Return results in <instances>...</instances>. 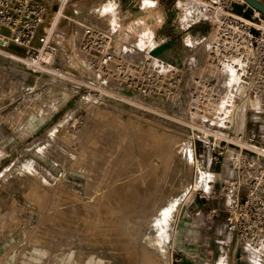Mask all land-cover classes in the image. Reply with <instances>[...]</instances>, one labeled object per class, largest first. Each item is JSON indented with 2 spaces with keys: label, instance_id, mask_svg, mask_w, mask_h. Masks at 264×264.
Instances as JSON below:
<instances>
[{
  "label": "rangeland",
  "instance_id": "1",
  "mask_svg": "<svg viewBox=\"0 0 264 264\" xmlns=\"http://www.w3.org/2000/svg\"><path fill=\"white\" fill-rule=\"evenodd\" d=\"M56 1L58 0H54ZM93 1L102 6L110 4L108 0H71L66 6V14L64 13L68 28L65 25L60 27V24L57 27L58 32L65 36L61 38L64 44L58 42V56L75 78H50L46 75L29 88V83L22 78L21 73H15L14 66L4 60L0 61V264H69L66 241V231L69 229L66 226L60 229L57 222H52L49 216H54L58 210L71 209L74 206L72 203L76 202V195L82 198V202L92 201L98 193L105 194L111 182L119 185L124 183L122 179L127 176L131 184H134L132 178L137 173L144 175L142 169L136 168L129 173L123 169L128 162L137 161L139 155L150 150L155 141H148L145 137L141 140L136 133L123 126H143L149 123L156 132L170 135L173 143L171 142L172 148L168 149L171 150L169 160L166 158V161H161L160 153L151 149L144 168L151 162L157 165L158 175L154 185L141 191L133 189L132 195L136 193L137 204L116 203L111 208L112 217L104 224L117 223L125 227L132 239L137 238L135 242L139 246L143 243L145 233L142 227L145 223L144 216L149 220L156 218L163 212L161 209L166 207L165 209H169L162 226L173 237L171 249H184L198 257L203 264H264V247L255 250L248 248L228 228V201L221 193L224 180L232 174L233 166L229 158L232 159L235 146L228 148L225 159L216 162L210 158V148L202 146V140L197 139L198 149L195 153L192 142L188 141V129H191V125H204L205 122L200 117L187 114L190 111L188 90L183 91L180 99L175 92V96L171 95L167 100L151 102L159 101L162 105L149 106L151 103L147 100L126 98L115 100L114 106L102 101V86L98 87L89 78L87 62L81 57L79 49L78 31L83 30L87 24L103 23L105 26H112L109 31H117L115 34L122 37L123 46L150 44L159 55L187 72L185 66L189 62L204 60L205 37L210 31L211 14L206 13L201 18L186 23L183 16L186 10L191 11L188 7L193 4L192 0H179L177 8L172 10L169 3L171 0H164L165 7L170 9L167 10L166 23L163 24L164 5L155 8L157 3L154 0H113V10L109 11L108 16L110 19H104L105 12L101 14L102 18L98 17L99 14L87 15L96 7ZM85 5L83 12L78 11V7ZM51 7L53 9L52 5ZM255 11L250 7L245 16L252 18ZM79 16L88 18L82 28L79 26ZM261 17L264 19L262 14ZM195 21L199 22L198 25L191 27ZM253 22L258 28L264 27V20L258 17ZM201 27L206 32L204 30L203 33H198L202 30ZM163 40L165 44L161 48ZM4 45L2 42L0 46ZM195 57L199 59L194 60ZM196 71L197 69L192 70L194 73ZM190 77L191 74L186 82ZM94 78L96 79L95 76ZM189 86L190 83H187V87ZM137 107L141 110L136 109ZM135 110L139 115L130 117ZM235 126L236 131L224 132L225 135L214 132H209V135L215 134L214 136L231 140L239 146V141L243 140L247 142L246 145H264L263 112L247 108V113L237 116ZM139 134L146 136L150 133ZM186 142L190 145L189 150L187 149V153L191 152L190 164L192 158L197 157L201 160V169L206 172V185L192 189L189 194L185 192L190 182L182 184L176 179L175 172L179 151L177 145ZM127 144L133 145V148L126 147ZM131 154L133 158H130ZM101 179L105 181L104 184ZM99 182L102 184L99 185ZM118 187L115 189L120 191L121 187ZM30 190H36L41 196L36 194L33 198ZM59 234L66 238L59 237ZM91 247L102 251L107 262L116 258L117 262L111 261V264H124L111 247L103 250L94 245ZM150 249L147 252L151 254L153 249ZM171 249H167L165 256L161 257L163 264H170L168 252Z\"/></svg>",
  "mask_w": 264,
  "mask_h": 264
},
{
  "label": "built area",
  "instance_id": "2",
  "mask_svg": "<svg viewBox=\"0 0 264 264\" xmlns=\"http://www.w3.org/2000/svg\"><path fill=\"white\" fill-rule=\"evenodd\" d=\"M70 1L58 0L53 3V9L65 7ZM192 2L203 4L211 17L204 60L189 62L185 66L187 72L159 55L150 44L123 46L122 37L115 34L117 31H107L93 24L84 26L79 49L87 56L89 78L98 87L102 86L103 96L116 100L124 96L151 103L156 97L162 100L174 97L175 92L180 99L187 89L190 99L187 114L205 122L194 126L205 129L204 133L225 135L224 132L236 131L235 120L247 113V108L264 114V28H258L253 22L257 17L264 19L262 13L256 11L252 18L246 17L249 5L239 0ZM237 5L243 6L241 13ZM46 14L47 6L42 1L0 0V24L13 27L14 38L27 49L29 61L43 69L51 66L59 70L65 63L56 61L59 43H54L53 38L65 36L55 28V33H47L41 39ZM39 38L41 44L37 47L35 42ZM161 43L163 48L165 40ZM193 69L197 71L194 73ZM225 71L231 73L229 79ZM214 135L194 136L195 153L197 139L202 140V146L210 148V158L216 162L225 159L228 148L235 146L233 157L229 158L232 174L224 180L221 193L228 201V228L241 244L259 249L264 245V158L250 146L235 145L231 140Z\"/></svg>",
  "mask_w": 264,
  "mask_h": 264
},
{
  "label": "bare ground",
  "instance_id": "3",
  "mask_svg": "<svg viewBox=\"0 0 264 264\" xmlns=\"http://www.w3.org/2000/svg\"><path fill=\"white\" fill-rule=\"evenodd\" d=\"M36 1H42L47 6V14L45 16V32L43 35L41 33L40 36L45 37V35H47V33H51V32L55 33L56 31H54V29L58 27V24H60V27H63L64 25H65V27L68 26V22H67L66 18H64V13L66 14V12H67L66 11L67 5L65 7L62 6L60 9L58 8V10H56L57 8L52 9V7H51V5L53 6L54 0H36ZM108 1L110 4L106 3V4H104V6H102L99 2L93 1L92 3H94L96 5V7L92 8L91 9L92 11H90L87 15L91 14V15L96 16L99 14L100 16H98V17L102 18L103 15H101V14H103L105 12L106 15L104 14L105 15L104 19H106V18L110 19L108 16H109V11L113 10V5H111V2H113V0H108ZM239 1L246 2V0H239ZM189 7L191 8V11L187 12L185 15V22L186 23L194 21L195 19H198L199 17L204 16L206 13L209 14V12L205 9V6L203 4H198V5L189 4ZM83 8L85 9L86 5L81 6V8L78 7V11L79 10L82 11ZM115 8H116V6H115ZM202 8H204V9H202ZM202 10H205V11H202ZM255 10L257 13L260 12L258 9H255ZM49 11H51V12L49 13ZM83 15L85 16L86 14H83ZM84 16H79V18H78V20L80 21L79 26L81 28L83 27V24H85L88 21V18L84 17ZM108 21L112 23L111 20H108ZM97 24H100V25H97ZM93 25L102 27V28L106 29L107 31H109L110 30L109 28L112 27L111 25L105 26L103 23H98V22H95ZM262 25H264V24H262ZM261 28H264V27H261ZM78 32H80L78 34L79 35L78 42H79L80 35L83 34V30L81 29V31H78ZM43 37H41V39H43ZM53 40H56V41H54V43H58L59 41L62 42L61 38H59L58 35H56V37H54ZM2 42L5 45L2 47L0 46V61L4 60V61H6V63H10L11 66H14L15 73H17V71H19L21 73L22 78H25V81L27 83H29V88H32L37 83H39L41 81V78L43 76H46V75L49 76L50 78H55V77L61 78V79L75 78L69 72V68H68V66H66V64H63L64 66L61 69L57 70L51 66H47V67L44 66V69H43L42 66L38 67V65L36 63L30 62L29 59L26 57L27 56V49L24 46H22L21 43H19L18 41L15 40L14 34H13V27L10 24H5V23L0 24V45L2 44ZM40 44L41 43H40V38H39L35 42V46L40 47ZM14 48H19V49L16 50ZM64 51L65 50H63V52ZM50 53H51L50 54L51 55L50 58H51L52 52L50 51ZM81 54H82L81 57L83 58V60L88 61L87 56L83 53H81ZM64 55L67 57L66 54H64ZM56 61L62 62L58 55L56 57ZM69 61H68V63H69ZM225 73H227V76L229 79L231 76V73H229L228 71H225ZM231 89H233V88H231ZM101 97H102V101L105 100V101L110 102L112 105L115 106V104H113V102L116 99H113L112 97H109V96H101ZM122 98L126 100V98H124V96H122ZM158 98L159 97H156L157 100H162V99H158ZM133 103H132V106H133ZM157 104L162 105V102L158 101V103L156 102L155 104H149V106H154ZM130 105H131V103H130ZM134 107H135V105H134ZM136 109L141 110L140 107H137ZM117 112L120 113V111H117ZM135 114H138L137 110L131 112L130 117L134 116ZM156 116H157V114H156ZM123 127L132 130L134 133H136L137 137H141V140L143 139V137H145V139L148 141L153 139V141H155V142H154L152 148H150V150L153 149V150L158 151L160 153V156H161V161H166V158H167V160H169L171 150L168 151V149L172 148L171 144L173 143L170 135L165 136V134L163 135L161 133L156 132L155 129L151 128V123H149V125H143V126L139 125V124L138 125L137 124L136 125L131 124V125H126V126L124 125ZM191 128H193V130H191L190 127L188 129V132L190 133V137L188 140L189 142H193L194 136H197V135L208 136L209 135V133H204L205 129L199 128L198 126L191 125ZM140 132L141 133L146 132V133H150V134H146V136H143L142 134H139ZM172 138H173V140L175 139V137H172ZM239 142L243 147H248V146L252 147V149L254 151L258 152L259 156L264 158V146H258V145L256 146V145H252V144L246 145L247 142H244V140L239 141ZM95 145H93V147ZM125 146L128 148H131V149L133 148V145H131V144H127ZM177 146L180 149L178 148V150H179L178 151V157L176 158L177 165L175 164L176 165L175 166V172L177 174L176 179L179 180L184 185H186L187 182H190V184H188V188L186 187L187 190L185 192L186 194H189L192 191V189L200 188V187H202V185L204 186V184L206 182V174H205L206 172L205 171L203 172V170L201 169V165H200L198 159L191 157L192 160H191V164H190L189 158L191 155L189 156V154L191 152L189 151V153H187V149L190 148V147H188L190 145L187 144V142L183 145L178 144ZM113 147H116V146H113ZM88 148H90V147H88ZM97 150H98V148H97ZM102 150H104V149H102ZM102 150H101V152H103ZM150 150L147 149L145 153H143L142 155H139V158H136L137 161L128 162L126 164V168L123 169V170H125L126 173H129L131 170L136 169V168L142 169V172L144 175H140L137 173L136 176L132 178V180L135 181L134 184H131L129 178L127 176H125L124 179H122V180H124V183L116 185V184H113L111 182L112 184L110 183V188L108 190L106 189L107 192L105 191L104 192L105 194L99 195V193H98L99 191H98L97 192L98 196H96L92 201L91 200H83L84 202H82V198H80L79 195H78L79 197H76L77 195L75 194L76 196L74 198V201H76V202L72 203V206L74 205L75 207L73 206L71 209H65L62 211L58 210L57 213L55 212L56 213L55 215L53 214L54 216H52V217L49 216V218H51L52 222L53 221L57 222V226L60 229L66 228V227H68V229H69V230L67 229L68 232L66 231L67 238L59 234L60 235L59 237H61V238L64 237L67 239L66 240L67 246H68L67 252H68V255L70 258L68 261L69 264H108V262H109V264H111V261L117 262L116 258H113L111 261L107 262L105 260L104 255H103V252L99 251L98 249L91 247V245L102 248V250L106 249L108 247H111L116 252V253L115 252L114 253L117 254L118 259L120 261L124 262V264H163L161 257L165 256L164 255L165 252L167 251V249H171V246L173 244V241H172L173 237L171 238L169 233H168L169 231H167V229L162 226V221L166 218L167 210L169 208L165 209L166 207H164V209H161V210H163V212L161 214H158L159 215L158 217L157 216H156V218L153 217L151 220L147 219V217L144 216V222L145 223L143 225L146 227H144L142 225V227L145 230V233L143 236V243L139 242L140 243L139 246L135 242V240L137 238L134 237L132 239L128 230L125 227H122L121 225H119L117 223H110L108 225L104 224V222L106 220H108L112 217L113 212H112L111 208L116 203L124 202L125 204H128V205L133 204V203H135V205L137 204V201L135 202L136 193L134 192V194L132 195L133 189L141 191L142 189L149 188V186L154 185V182L157 180L156 176L158 175V169H156L157 165L155 163L151 162L147 168H144L145 164L148 162L147 159H149V157H150L149 156ZM92 151L90 153H93ZM108 151H109V149H108ZM108 156H110V155H108ZM98 157H100V156H98ZM130 158H133L132 154L130 155ZM81 165H83V164H81ZM79 168L80 167L78 166V169ZM187 171H188V173H187ZM108 172H110V171H108ZM113 172L114 171H112V175H113ZM107 176L105 177L106 179H107ZM101 177H103V175ZM110 177L113 179V176H110ZM115 178H116V176H115ZM102 182H103V180H102ZM102 182H99L98 184L100 185V184H102ZM104 183H105V181L103 182V184ZM118 186L121 187L120 191H118L119 189H117V188L115 189V187H118ZM33 188L34 187H32V189ZM78 192H79V190H78ZM100 192H101V190H100ZM36 194H38V196H41L36 190L31 191V196L33 198H35ZM75 203H76V205H75ZM81 204H82V206H80ZM70 206H71V204H70ZM143 209H146V208L144 207ZM158 213H160V211H158ZM168 213H170V212H168ZM47 219H48V217H47ZM49 221H50V219H49ZM55 223L53 225H55ZM57 232L59 233L60 231H57ZM44 234H46V233H44ZM55 234H57V233H55ZM56 238H57V235H56ZM62 240H64V239H62ZM43 241H45V240H43ZM51 241L52 240L50 239V242ZM47 242H48V240H47ZM145 244H146V247H145ZM263 247H264V245H263ZM150 248L153 249L151 251V254L149 252H147L148 249H150ZM168 253H169L168 255H170L168 258L170 260V264H203V263H201V261L198 260V257L189 254L184 249L173 248V249L169 250ZM43 263H41V264H43Z\"/></svg>",
  "mask_w": 264,
  "mask_h": 264
},
{
  "label": "crops",
  "instance_id": "4",
  "mask_svg": "<svg viewBox=\"0 0 264 264\" xmlns=\"http://www.w3.org/2000/svg\"><path fill=\"white\" fill-rule=\"evenodd\" d=\"M114 1H115V0H114ZM154 1L157 3L155 8H158L159 6H163L164 3H165L164 0H154ZM163 2H164V3H163ZM169 3H170L171 6H172V7H171V10H172L173 8L176 9L177 6H178V4H179V0H176V1L174 0L173 2H172V0H171ZM250 7H251V6H249V9H250ZM188 8L191 10L190 7H188ZM169 9H170V8H169ZM169 9H167V8L165 7V5H164V9L162 10L163 17H164V18H163V19H164L163 24L166 23V19H167L166 16H167V14H168V13H167V12H168L167 10H169ZM236 9H237L238 12H242L243 6H242V5H237V6H236ZM187 12H189V10H188V11H187V10L185 11L183 17H185V15H186ZM199 18H201V17H199ZM199 18H198V19H199ZM181 23H182V22H181ZM198 23H199L198 21H195V22L191 25V27H194V26L196 27V26L198 25ZM163 24H162V25H163ZM181 25H182V24H181ZM183 28H184V25H183ZM201 29H202V27H201ZM204 30H205V29L203 28V29L200 30L198 33H203ZM204 32H206V30H205Z\"/></svg>",
  "mask_w": 264,
  "mask_h": 264
},
{
  "label": "water",
  "instance_id": "5",
  "mask_svg": "<svg viewBox=\"0 0 264 264\" xmlns=\"http://www.w3.org/2000/svg\"><path fill=\"white\" fill-rule=\"evenodd\" d=\"M246 2L254 9H258L264 15V1L263 0H246Z\"/></svg>",
  "mask_w": 264,
  "mask_h": 264
},
{
  "label": "trees",
  "instance_id": "6",
  "mask_svg": "<svg viewBox=\"0 0 264 264\" xmlns=\"http://www.w3.org/2000/svg\"><path fill=\"white\" fill-rule=\"evenodd\" d=\"M241 13V12H240Z\"/></svg>",
  "mask_w": 264,
  "mask_h": 264
}]
</instances>
